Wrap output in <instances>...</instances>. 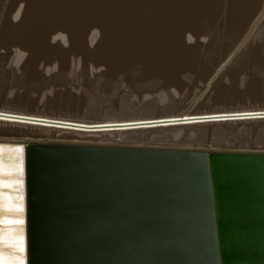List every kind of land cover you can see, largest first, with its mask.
<instances>
[{"label":"bare ground","instance_id":"1","mask_svg":"<svg viewBox=\"0 0 264 264\" xmlns=\"http://www.w3.org/2000/svg\"><path fill=\"white\" fill-rule=\"evenodd\" d=\"M75 67L101 70L98 85L127 82L153 92L138 114L69 115L88 108L91 98L56 90ZM1 75L14 76V87L40 89L8 98L0 84L2 139L264 153V145H232V136L264 129V106L247 105L264 103V0H0ZM174 95L195 99L185 111H172V103L156 107L158 100L175 102ZM209 132L234 139L207 146Z\"/></svg>","mask_w":264,"mask_h":264},{"label":"water","instance_id":"2","mask_svg":"<svg viewBox=\"0 0 264 264\" xmlns=\"http://www.w3.org/2000/svg\"><path fill=\"white\" fill-rule=\"evenodd\" d=\"M18 145L25 264H264L263 152L0 138V179Z\"/></svg>","mask_w":264,"mask_h":264},{"label":"rangeland","instance_id":"3","mask_svg":"<svg viewBox=\"0 0 264 264\" xmlns=\"http://www.w3.org/2000/svg\"><path fill=\"white\" fill-rule=\"evenodd\" d=\"M76 69H75V71H74V69L73 70H71L70 71V73L71 74H69V72L68 73H65L64 75H63V77H62V79L64 78V80H65V77H66V75H68V79L67 80H65V84H67L68 82L70 83L71 82V84H67V85H65L64 84V82L63 81H61V82H63V83H61V82H57V87H56V90H60L61 91V89L62 90H65V89H68V87L71 89H68V90H70V91H72L73 93H76V95H78L79 96V98L80 97H83L84 98V96L86 97V99H88V98H90L91 99V101L92 102H90V101H88V100H90V99H88L87 100V105H88V108H82V109H84V110H82V109H80V110H77V111H74L73 113L72 112H66L67 114H72V115H78V116H81V117H96V118H104L105 116H110V117H114V116H116V117H121V115L123 114L124 116L127 114H130L131 112L133 113V112H135V113H133V114H136V111L138 110L139 112H137V114L138 113H140V111L142 112V110H139L140 108H144L143 107V105H141V104H145L146 102H148V100H146V99H143L144 98V95L145 94H150L151 93V89L150 88H146V87H144V85H142V86H136L139 90H137V88L135 87L134 88V86L133 85H131V84H129V83H127V82H122L123 84H121L120 86V88H112L111 86H110V84L109 83H104V82H100L101 84H99L98 85V83L99 82H97V76H99V75H101V70H99V72H100V74L98 73V71L96 70V69H98V68H89L90 70H93V71H90L89 69H88V71H86V69L85 68H81V67H75ZM84 69V70H83ZM81 70V71H80ZM79 71V72H78ZM97 72V75H94V77H95V79H96V81L94 80V77H92L93 75L91 74V72L93 73V72ZM89 73V74H87V73ZM57 73H58V71H57ZM56 73V74H57ZM74 73V74H73ZM85 73V74H84ZM73 74V75H72ZM79 74V75H78ZM93 74H96V73H93ZM77 77H76V76ZM81 75V76H80ZM84 75V76H83ZM3 75H1V81H0V84L1 85H5V86H3L5 89L6 88H8L9 89V93H8V98H10V97H12L15 93H26V92H24V91H30L31 92V94L33 95H38V92L40 91V89H39V91L37 90V88L35 87V86H31V85H27V87L25 86V85H23L22 87L23 88H21L20 86H16V87H14L13 86V82H14V76H11L9 79H6L5 77V80H3L4 78L2 77ZM78 76H80L81 78L80 79H82V80H80V79H78L79 77ZM82 76L83 77H86V78H84V80H85V83H90V81H91V85L92 86H90L89 84L87 85H85V83H84V80H83V78H82ZM89 78H88V77ZM74 77H76V78H74ZM3 78V79H2ZM51 78V77H50ZM67 78V77H66ZM72 79H74V80H72ZM77 79L79 80V82L80 81H83L82 83L80 82H78L77 81ZM88 79H90V80H88ZM68 81V82H67ZM93 81V82H92ZM74 82V83H73ZM97 82V83H96ZM125 83V84H124ZM63 84V85H62ZM128 84V85H127ZM77 86V87H75V86ZM7 86V87H6ZM25 86V87H24ZM55 86V85H54ZM71 86V87H70ZM79 86V87H78ZM102 86V87H101ZM109 88H108V87ZM126 86V87H125ZM20 87V88H19ZM50 87H52V85L50 86ZM82 87V88H81ZM88 87V88H87ZM105 89H104V88ZM117 87H119V86H117ZM139 87H142V88H139ZM26 88H28V89H26ZM92 88V89H91ZM95 88V89H94ZM101 88V89H100ZM103 88V89H102ZM121 88H123V91H122V93H119V90L121 89ZM132 88V89H131ZM7 89V90H8ZM25 89V90H24ZM30 89H32V90H30ZM97 89V90H96ZM99 89V90H98ZM115 89V90H114ZM150 89V90H149ZM36 90V91H35ZM46 90L47 89H44L42 92H46ZM81 90V91H80ZM89 91V92H87V91ZM112 90H114V92L112 91ZM136 90V91H135ZM141 90H143V91H141ZM198 90V88L196 89V90H194L193 91V95H195V93H196V91ZM12 91V92H11ZM34 91V92H33ZM48 91H52V88H49L48 89ZM84 91V92H83ZM86 91V92H85ZM92 91V92H91ZM104 93H103V92ZM112 91V92H111ZM139 91L141 92V93H139ZM144 91H146V92H144ZM82 92V93H81ZM91 92V93H90ZM95 92V93H94ZM100 92V93H99ZM153 92V91H152ZM13 93V94H12ZM93 93V94H92ZM125 93V94H124ZM126 95V96H124V95ZM135 94V95H134ZM33 95V96H34ZM81 95V96H80ZM87 95V96H86ZM89 95V96H88ZM93 95H94V98H96V99H94V100H92L93 98ZM130 97H129V96ZM137 95V96H136ZM188 96V98L186 97V96H184V97H182V99H181V97L179 96V95H174V96H176L175 97V102H170L171 100H169L168 102L167 101H165V102H159V100L157 101V104H156V107L157 108H159V110L160 109H164V107H168L169 105H170V103H172V105L171 106H173V109H172V111H185L186 110V108L191 104V101H193L194 99H195V97L194 96ZM95 96H97V97H95ZM99 96V97H98ZM116 96H117V98L119 99H117L116 98ZM143 96V97H142ZM110 97V98H109ZM133 99H132V98ZM135 97H137V98H135ZM192 97V98H191ZM82 98V99H83ZM135 98V99H134ZM180 98V99H179ZM109 99V100H108ZM111 99V100H110ZM119 101H117V100ZM129 99V100H128ZM142 99V100H141ZM149 99V98H148ZM178 99V100H177ZM136 101V103H135V101ZM145 100V101H144ZM177 100V101H176ZM182 100V101H181ZM127 101V102H126ZM129 101H131L132 102V104L134 105H132L131 104V102H129ZM111 104H109V103ZM112 102V103H111ZM116 102H117V104H116ZM121 102V103H120ZM134 102V103H133ZM137 102H139V103H137ZM159 102V103H158ZM177 102V103H176ZM185 102V103H184ZM248 102V103H247ZM246 103H247V105L249 106V104H252V105H257V106H264V103L263 102H261V101H255V100H249V101H247ZM116 105H115V104ZM123 103H124V105H123ZM127 103V104H126ZM173 103H176V104H173ZM184 103V104H183ZM121 104V105H120ZM131 104V105H130ZM137 104V105H136ZM179 104V105H178ZM207 104V106L208 107H212L213 105V102L211 103V102H207L206 103ZM208 104H210V106L208 105ZM126 105H128V106H126ZM141 105V106H140ZM175 105V106H174ZM241 106H243L242 104H240ZM246 105V104H245ZM89 106H92V107H89ZM93 106H94V108H93ZM121 108H120V107ZM125 106V107H124ZM130 106H133V107H130ZM138 106V107H137ZM182 106V107H181ZM206 106V105H205ZM206 106V107H207ZM223 106V105H222ZM115 107V108H114ZM156 107L154 108L155 110H158V109H156ZM161 107V108H160ZM181 107V108H180ZM200 107V106H199ZM44 108H46L47 109V107L46 106H44V105H42V108H41V110L42 111H46V109H44ZM90 108V109H89ZM119 108V109H118ZM122 108H124V109H126V110H124V109H122ZM134 108H135V110H134ZM139 108V109H138ZM183 108V109H182ZM122 109V110H121ZM178 109V110H177ZM132 110V111H131ZM197 110H198V108H197ZM125 111H127V112H125ZM129 111H130V113H129ZM120 113V114H119ZM131 113V114H132ZM112 115V116H111ZM119 115V116H118ZM254 127H256V128H253V130L252 131H254V130H259V129H262V128H260V127H262V126H259V128H257L258 126H254ZM264 128V127H263ZM263 131H261V130H259V131H261V132H263L264 133V129H262ZM252 131H250L247 135H249L250 134V136H248V137H246V133H240V136H239V134H236L235 136H232V137H235V139L237 138V142L235 141V139H234V142L232 143V145H235V146H238V147H240V146H243L244 144H246V145H251L252 147L254 146V145H257V146H263L264 144V134H262V133H260L259 131L257 132V131H254V132H252ZM257 132V133H256ZM212 133V132H211ZM210 132H209V137L208 138H206V139H204L203 141V143L205 144V145H207V143H208V145L209 146H212V144L213 145H215L216 144V146L215 147H219V146H221L222 145V147H225V146H227V144H228V142L229 141H231V139H232V137H231V139L229 138V141H227L228 140V138L226 139V138H214L215 136H213V137H211L212 136V134H211ZM253 133V134H252ZM258 133H260V135L258 134ZM252 134V135H251ZM262 134V135H261ZM259 136V137H256V136ZM237 136H239V138L237 137ZM242 136H244V137H242ZM249 137H250V139H249ZM263 137V138H262ZM212 138V139H211ZM247 140V138L249 139L248 141H246L245 139ZM257 138V139H256ZM260 138H261V140H260ZM222 139V140H221ZM223 139H225V140H223ZM233 139H232V141H233ZM241 139H243V140H241ZM209 140V141H208ZM212 140V141H211ZM214 140V141H213ZM260 140V141H259ZM211 141V142H210ZM223 141L224 142H226V144L225 143H223ZM254 141V142H253ZM210 142V143H209ZM262 144H261V143ZM248 143V144H247ZM255 143V144H254ZM259 143V144H258ZM242 144V145H241ZM207 145V146H208ZM230 145H231V143H230ZM240 145V146H239Z\"/></svg>","mask_w":264,"mask_h":264},{"label":"snow or ice","instance_id":"4","mask_svg":"<svg viewBox=\"0 0 264 264\" xmlns=\"http://www.w3.org/2000/svg\"><path fill=\"white\" fill-rule=\"evenodd\" d=\"M12 164L5 170L11 179H0V188H12L15 196L4 195L6 202L3 207L11 214L14 219L6 222L19 225V227L10 229L9 236H0V247L6 246L8 249V259L4 264H25V242H24V203H23V145H18L9 149ZM4 253L0 251V259H3Z\"/></svg>","mask_w":264,"mask_h":264}]
</instances>
